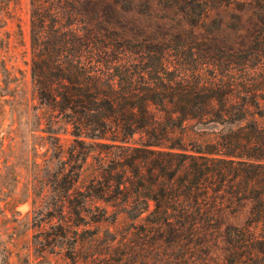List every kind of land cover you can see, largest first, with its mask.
Instances as JSON below:
<instances>
[{"label": "trees", "instance_id": "16d2710c", "mask_svg": "<svg viewBox=\"0 0 264 264\" xmlns=\"http://www.w3.org/2000/svg\"><path fill=\"white\" fill-rule=\"evenodd\" d=\"M173 1L188 26L209 13L210 0ZM140 2L30 0L37 97L74 141L95 139V198L163 243L161 263L264 264V32L134 40L122 13Z\"/></svg>", "mask_w": 264, "mask_h": 264}, {"label": "rangeland", "instance_id": "374dc122", "mask_svg": "<svg viewBox=\"0 0 264 264\" xmlns=\"http://www.w3.org/2000/svg\"><path fill=\"white\" fill-rule=\"evenodd\" d=\"M140 1L138 11L122 13L134 40L189 29L238 46L264 32V0H210L194 27L169 6L173 0ZM30 60V0H0V264H164L163 243L135 234L139 222L125 215L114 222L112 207L95 198V139L82 134L74 141L69 118L38 99ZM105 208L104 220L96 221Z\"/></svg>", "mask_w": 264, "mask_h": 264}]
</instances>
